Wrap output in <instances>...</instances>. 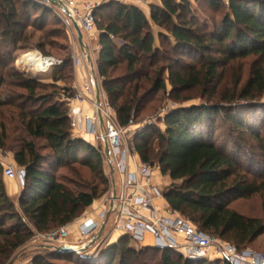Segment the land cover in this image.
<instances>
[{
  "label": "trees",
  "instance_id": "16d2710c",
  "mask_svg": "<svg viewBox=\"0 0 264 264\" xmlns=\"http://www.w3.org/2000/svg\"><path fill=\"white\" fill-rule=\"evenodd\" d=\"M194 1L209 10H223L221 18L201 20L189 0H160L149 6L148 15L116 1L96 7L93 16L101 48L97 73L108 105L124 129L159 94L174 104L190 101L182 95L192 91L208 97L206 104L166 111L161 126L149 125L136 134L133 148L142 163L157 165L169 179L163 195L173 211L203 234L240 251L264 233L261 220L230 208L236 200L264 194V178L249 175L236 152L242 150V140H251L264 156V116L251 112L261 110L252 107L264 96V0H228L227 6L218 0ZM50 17L56 18L35 1L0 0V46L7 47L0 53V151L11 152L25 172L19 195L10 197L0 165V264L23 256L36 234L71 224L108 190L102 148L73 136L68 104L57 92V83L72 78V38L66 24L35 46L43 57H51L45 51L46 46L53 47L47 38L60 37L58 32L68 38L69 51L52 68L51 84L7 69L13 64L12 55L29 45L27 29L42 27ZM153 28L160 30L157 46ZM248 58L253 61L245 84L219 94L221 69ZM64 87L62 95L71 98L73 91ZM4 89L9 96L1 97ZM12 89L19 93L13 95ZM216 98L218 102L212 103ZM219 116L229 126L226 134L233 140L229 148L214 140ZM13 124L23 134L16 146L8 144L7 126ZM61 168L70 178L58 176ZM58 247L40 244L32 252L31 264H140L142 258L157 256L159 264H208L184 259L169 249H135L128 246L127 237L104 247L95 258L62 253ZM222 264L230 263L222 260Z\"/></svg>",
  "mask_w": 264,
  "mask_h": 264
},
{
  "label": "built area",
  "instance_id": "2783aa9c",
  "mask_svg": "<svg viewBox=\"0 0 264 264\" xmlns=\"http://www.w3.org/2000/svg\"><path fill=\"white\" fill-rule=\"evenodd\" d=\"M30 1V0H26ZM36 3L51 7L39 0H31ZM65 3L72 17L79 25L82 34L90 42L95 33V19L93 11L98 7L97 3H83L79 6ZM140 4V0H136ZM63 22L68 25V21ZM70 29V25H68ZM76 41L72 40L71 60L75 70L85 68L84 61L76 51ZM40 55V54H39ZM40 59L49 62L50 71L62 61L52 58ZM17 64V63H16ZM47 74H50L47 73ZM46 74V75H47ZM45 75V74H39ZM88 97L94 110V115L85 117L86 131L92 134L95 140L106 141L110 151V161L113 166L111 176V189L108 196L92 210L91 216L77 221V236L73 244L67 241L70 237L69 226L60 227L47 234H36L34 239L43 243H58V246L66 245L79 247L96 235L102 224H106L113 216L109 234L97 241L82 257L95 258L98 253L110 243L113 236L127 237L130 247L138 249L146 246V239H151V246L158 250H172L187 260H202L206 258L208 250L213 248L218 255L223 256L230 264H264V257L248 251L237 252L231 244H221L215 238L200 232L192 223L173 211L164 199L163 190L155 182L154 166L139 162L124 143L126 129L118 125L115 114L108 103L96 104L93 93L92 81H86L83 90H75L71 98L63 97L68 104L82 102ZM98 114L102 118V128L98 131ZM72 129L79 127V117L71 114ZM97 149V148H96ZM3 179L14 182L22 188L24 185V169H17L13 164H4L0 158ZM114 190V191H113ZM103 235V234H102ZM218 245L215 249V245Z\"/></svg>",
  "mask_w": 264,
  "mask_h": 264
},
{
  "label": "rangeland",
  "instance_id": "374dc122",
  "mask_svg": "<svg viewBox=\"0 0 264 264\" xmlns=\"http://www.w3.org/2000/svg\"><path fill=\"white\" fill-rule=\"evenodd\" d=\"M24 1H26V0H24ZM92 1L97 3L98 6L106 2V0H92ZM189 1L191 2V4L193 5V7L195 9L199 10L198 16L203 21H205L203 18H205L208 22H211L212 20L217 21L221 18V15L223 14V10H209L207 7H205V5L203 3L199 4V3H196L194 0H189ZM218 1H220V3H223L225 6H227L228 0H218ZM67 3H69V2H67ZM69 4H71V3H69ZM47 8L53 12V14L56 16V18L53 19L50 17L46 23L41 25L42 27L37 26L38 27L37 29H33V30L30 28L27 29V32H29V43H28L29 45L26 47V50L16 51L12 55L13 64H11L7 67V69H9L11 67L14 68L18 73H20L24 77L40 78L42 85L51 84V80L49 79V74H47V75L46 74L45 75H39V74H31V73L29 74L24 70L23 71L26 74H23L21 70L23 69L22 64H23L26 56L30 53L37 52V50L35 49L36 48L35 46L37 45V43H43L44 37L48 36L49 32L54 31V30H61V25L64 24L63 20L66 21L67 17L61 13L62 12L61 10H59L56 7H52V6L47 7ZM27 15H30V13H28ZM31 18L33 19L34 16L31 15ZM68 25H66V26L68 27ZM39 28L41 29V31H38ZM58 33H59L58 36H60V37L47 38L48 42L51 43L53 47H52V49H50L49 47L46 46L45 51L49 52V54L51 56L49 58L61 61V59L69 51V49H67L69 47V41H68V38L65 37V34L62 35L61 32H58ZM70 36H71L72 40L73 39L75 40L73 33L71 34V32H70ZM154 36H155V40L157 42L156 44L159 45L156 30L154 31ZM45 43H47V42H45ZM6 48L7 47L0 46V53L4 52V50H6ZM76 49H77V47H76ZM71 50H72V47H71ZM37 53H39V52H37ZM45 58H47V57H45ZM252 61H253L252 58H248V59L242 60L240 62H235L234 64H229L226 67L222 68L220 71L221 73H220L219 83L217 86V92L219 94H223L224 92L228 93V92L232 91L234 88L240 89L245 84V82L247 81V79L249 77ZM95 67H96V82L100 88V92H101L102 97H103L104 92H103L102 86H101V78L98 76V73H97V65L96 64H95ZM85 68L88 69L86 65H85ZM78 71H80V70H75L73 67V64H72V66H71L72 78L66 82L62 81V82H59L56 84V87L59 88L57 92L60 94V96H61L60 99L62 102H65L63 100V97H66V95H62V91H61V89L65 88L64 86L71 89L73 91V94H74V92H75V90L73 89L74 76L77 74ZM238 79H240V80H239L238 86L236 87L234 85V83ZM91 80L92 79L90 78V81ZM84 86H85V84H83L82 90L84 89ZM169 89H170V87L167 85V90L169 91ZM18 93H19V91L12 89L13 95L18 94ZM8 94H10V93L4 89L1 92V97L9 96ZM200 95H201V92H199V91H192L190 93H185L182 95V97L190 98V101L185 102V103H179V104H174L169 99L163 97L161 94H159L156 98L150 99L149 101H147L145 103V109L143 110V112H141L140 115L138 116V118L136 120H134L133 123L128 128H126V134L124 137L125 145L129 149H132L133 148V140H134L136 134H138L139 132L144 130L149 125L161 126L159 123V120H160V118H162L163 114L166 111H169V110L175 109V108H179V107H189V106H193V105L206 104L207 102L210 101L207 96L200 97ZM211 101H213L212 103H215V102H218V99L217 98L214 100L211 99ZM105 103H108V102L103 101V98H102L101 104H103V106H104ZM255 103H259V104L256 106H253L252 108H256L259 110L261 109V110L256 111V112L255 111H251V112L253 114L254 113L258 114L257 116H261V114L264 116V108H261L262 106L264 107V96L262 98H260L259 100H257ZM29 108L31 109V107H28V109ZM252 116H254V115H252ZM215 128H216V130L214 132V134H215L214 140L216 141L217 145L220 142L221 143L224 142V143H227L226 146H228V148H229L233 144V140L230 139L229 136L226 134L228 132L229 126L224 125L221 116H219L216 119ZM7 130H8V135H9L8 144H10V142H11L10 146H16L15 145L17 142L16 140L23 136V134L21 132H19L18 125L13 124V125L7 126ZM262 136H264V131L262 133ZM232 137L236 138V134ZM245 141L242 140L240 144L237 143V144H239L240 149H242V150L238 149V151H236L237 155L240 158V162L243 165V169H249L250 170L249 175L256 176L257 178H260V180H261L264 178V158H263L264 156H263L260 148L254 142H252L251 140H245ZM237 144H235V145H237ZM94 146H95V148L101 147L103 152H104V143L102 140H95ZM156 146H157V144H156V142H154L153 147L155 148ZM131 154L134 155L133 158L136 160V162L137 161L141 162L139 160L138 155L135 153V151H131ZM0 158L2 159L4 164H13L14 166H16L17 169H19V167L14 162L13 154L11 152H9L7 150L3 151V152L0 151ZM103 166H104L105 176L108 179V190L98 200H96L93 203L94 206H93V208H91V212H92V210H94L97 203L99 204L104 199V197L108 196L110 189H111V174H110L108 164L105 162V164H103ZM151 166L155 167L154 168V174H155L154 179L159 180V183H156V184L158 186H160V188L164 191L170 185L169 179H168V183H167V179L164 176H162V174L160 172V168L157 165H151ZM83 172H84L83 173L84 176L87 177L88 175L85 173L84 170H83ZM57 174H58V176H61V177L68 176V178H70V176H71L70 173L66 170V168L58 169ZM113 177H114V180H115V178L117 179V177L114 174H113ZM88 179H89V176H88ZM3 181L5 184L12 183V182H9L5 179H3ZM16 186L19 190H21V188H19V186L17 184H16ZM230 208L235 210L237 213H239L240 215H242L244 217L259 219L264 223V194L255 195L249 199L236 200L230 205ZM81 216L79 218H77L75 221H73L71 224L68 225L70 228V237L67 239V241L70 242L71 244H73L76 240V238H75V236H77L76 224H77V221L81 219ZM112 220H113V216L110 217L107 224L105 225L103 235L100 237V239H102V237L105 238L104 236L109 234V231H110L111 225H112ZM41 235H43V234H41ZM110 240H112V238ZM216 240L218 242H220L221 244H224V243L230 244V243L221 241L219 239H216ZM145 242H146V246L152 247L151 243H149L147 240ZM42 243L43 242H41V240L36 241L35 239H33V241L31 243H29L27 246V248H29L27 250V252L23 256H21L19 259H16L13 264H31V258L33 256L32 252L36 249L37 246H39ZM52 245H58V243H52ZM128 246H130V245L128 244ZM217 247H218V245L216 244L215 249H217ZM138 249H140V248H138ZM241 251H248L250 253L257 254V255L264 257V233L261 236H259L256 240H254L245 249L240 250V251L237 250V252H241ZM222 260L225 261L226 259H224L223 256L218 255V252L215 251L213 248H210L208 250V254L206 255V258L202 259V260H198V261H204V262H207L208 264H222ZM114 264H117V261ZM140 264H159V257L157 256V257L142 258L140 260Z\"/></svg>",
  "mask_w": 264,
  "mask_h": 264
},
{
  "label": "crops",
  "instance_id": "0c3cea01",
  "mask_svg": "<svg viewBox=\"0 0 264 264\" xmlns=\"http://www.w3.org/2000/svg\"><path fill=\"white\" fill-rule=\"evenodd\" d=\"M66 2H69L71 4L74 5H81L83 3H95L92 0H65ZM108 1H116V2H120L122 4H126V5H133L137 8H139L145 15H148V11H149V6L150 5H158L160 3V0H140L141 3L137 4L136 0H106V2ZM144 1V2H143ZM156 30V33H160V30H158L157 28H153V35H154V31ZM99 32L97 31L94 35V38L88 42V40L86 39V37L83 35V43L85 44V46L87 47L86 50H82L78 44H76L77 46V53L78 55H80L84 61V64L87 66L88 69L84 68L81 69L80 71L77 72V74L74 76V86L73 89L74 90H82L83 84L86 83V81H90V78L92 79V83H93V93H94V98H95V89H94V82L96 80V61L98 58V54L100 51V45H99ZM155 37V36H154ZM156 40H155V45L156 44ZM87 56H90V62L87 61ZM102 98L103 101L107 102V98L105 96V94L102 97V94H100V103H102ZM96 100V99H95ZM69 106V116L71 118V114H75V116L77 115L79 117V127L78 128H74L72 130L73 136L82 139L83 141H85L86 143L90 144L91 146H94V142H95V138L92 134L88 133L86 131V122H85V117H91L94 115V110L91 104V99L90 97H88L86 100L82 101V102H72L70 104H68ZM98 131L99 129V124L97 125ZM167 179V183H168V178L165 177ZM158 180V179H157ZM155 180V182L157 181ZM159 183V180L156 182ZM5 189H6V193L8 196L10 197H15L16 195H19L20 190L17 188L16 184L14 182L12 183H8L5 184ZM94 205H92L90 208L86 209V211L84 212V214L81 216V219L79 221H83V219L86 217L88 218L89 216H91V208H93ZM119 239V236H113L112 240H110V243H115L117 240ZM149 243H151V239L147 238L146 239Z\"/></svg>",
  "mask_w": 264,
  "mask_h": 264
},
{
  "label": "water",
  "instance_id": "95a60500",
  "mask_svg": "<svg viewBox=\"0 0 264 264\" xmlns=\"http://www.w3.org/2000/svg\"><path fill=\"white\" fill-rule=\"evenodd\" d=\"M39 1L47 3L52 7H56L63 12V14L68 18V20L71 22V24L73 26V29H74V32L76 35V42H77L78 46L82 50H86L87 47L83 43V34L81 32V29H80L79 25L77 24V22L72 17V15H71L69 9L67 8V6L65 5V3L60 1V0H39ZM86 59L88 62H90V56H87ZM94 89H95L96 104L99 105L101 92H100V88H99L96 80L94 82ZM98 124H99V129H101L103 122H102V118L99 114H98ZM103 143H104V155H105V158H106L109 170H110V174L112 176L114 170H113L112 163L110 161V151H109V148H108L106 141H103ZM105 225H106V221L102 224V226L100 227V229L96 233V235L93 236V238L90 239L85 244H83L79 247H70V246L62 245V246H59L57 248V250L59 252H62V253H69V254H75V255H81L84 252H87L100 239V237L102 236V234L104 232ZM111 244H114V243H109L108 245H111ZM15 260H16V258L11 260L9 264H13Z\"/></svg>",
  "mask_w": 264,
  "mask_h": 264
},
{
  "label": "bare ground",
  "instance_id": "6f19581e",
  "mask_svg": "<svg viewBox=\"0 0 264 264\" xmlns=\"http://www.w3.org/2000/svg\"><path fill=\"white\" fill-rule=\"evenodd\" d=\"M49 62H44L40 59V55L37 52L30 53L26 56L22 70L31 74H47L50 72Z\"/></svg>",
  "mask_w": 264,
  "mask_h": 264
}]
</instances>
